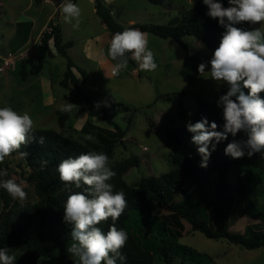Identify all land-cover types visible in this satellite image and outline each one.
<instances>
[{"label": "trees", "instance_id": "trees-1", "mask_svg": "<svg viewBox=\"0 0 264 264\" xmlns=\"http://www.w3.org/2000/svg\"><path fill=\"white\" fill-rule=\"evenodd\" d=\"M92 1L95 15L111 37L127 28H136L160 39L175 41L186 51L178 74L187 83L197 79L198 65L202 61L188 54L182 38L193 37L213 54L224 32L217 19L206 15L208 9L202 0H191V7L171 18L166 25L133 24L128 27L112 19L109 5L102 0ZM147 1L163 7H169L171 3V0ZM35 2L39 3L40 0ZM221 2L224 7L229 6L228 0ZM239 26L249 27L247 24ZM31 28V21L15 24L9 45L12 53L26 43ZM72 45V41L63 43L61 30L50 21L41 33L34 54L15 64L18 77L26 81L42 69L45 59H53L56 55L65 58V70L59 85L71 89L74 97L84 100L87 118L81 133L95 138L93 141L85 139L84 142H77L60 131L33 129L35 140L43 137V143L30 141L12 154L20 156L26 163L29 172L25 182L32 186L35 196V200L27 204L10 203L7 191L0 188L3 203L0 212V248H8L9 254L16 257L15 264H37L39 258L72 264L67 247L74 242L71 236L73 226L63 221V207L72 192L85 191V186L79 189L74 185L66 187L60 181L58 165L64 159L75 158L89 151L104 152L111 160L115 145L121 143L125 136V132L94 97L82 95L73 70L79 73L82 81L87 79V75L69 59L67 49ZM126 56L128 65L133 67L132 54L126 53ZM227 91L228 85L224 83L215 91L212 100L196 98L191 122L206 117L210 123L216 122L217 130L222 131L223 112L216 101ZM244 91L247 93L248 89ZM260 95L264 97V93ZM183 113V110L179 112L180 119ZM65 117L62 114L58 120L61 128ZM94 119L103 121L107 128L94 124ZM165 137L172 146L169 159L171 169L168 172L157 177H142L133 185H128L124 176L130 169L139 166V159L129 156L110 165L116 172L110 181L114 191H123L127 199V208L115 225L128 234L126 245L121 250L124 259L118 260L117 264H175L177 260L185 264L212 263L208 255L178 243L186 230L184 223L189 226L186 233L199 232L207 239H224L248 251L263 247L264 229L256 225H245L241 233H233L229 229L237 219L233 214L235 207L239 208L240 217L264 221V212L251 199L255 192L264 193V155L257 153L249 157L245 154L239 159L225 155L224 149L228 143L247 138L244 133L236 137L229 134L227 140L216 145L207 167H201L197 146L191 142L192 133L187 131L186 126L181 129L166 128ZM21 152L28 155L22 156ZM3 170L7 171V176L0 179H11L8 170L0 163V171ZM111 223L109 218L107 223L101 222L98 226L107 232Z\"/></svg>", "mask_w": 264, "mask_h": 264}, {"label": "rangeland", "instance_id": "rangeland-1", "mask_svg": "<svg viewBox=\"0 0 264 264\" xmlns=\"http://www.w3.org/2000/svg\"><path fill=\"white\" fill-rule=\"evenodd\" d=\"M71 2L81 9L78 28L73 27L75 20L66 23L60 7H53L46 0L42 3H36L35 0H0V107H11L21 114L29 113L34 121V129H53L77 142L85 141L81 133L87 118L84 100L74 97L71 89L59 85L65 70V58L56 55L53 59H45L42 69L26 81L17 75L15 64L34 54L41 28L52 20V24L61 30L63 43L73 42L72 47L67 49L69 59L87 75V79L82 81L76 71L82 95L94 97L125 132L123 141L115 145L110 165L129 156L139 159V166L130 169L124 176L128 185H133L142 177H157L168 172L171 169L169 159L172 146L166 141L165 129L185 127L192 120L196 98L210 101L215 91L224 84L210 78L209 61L212 54L193 37L182 38L188 54L195 55L207 65L204 76L199 74L196 80L187 83L178 74L186 51L172 39H160L148 34V47L154 52L158 68L155 71L141 70L140 62L133 59V67L127 65L119 75L114 76L111 71L117 61L108 56L112 37L94 15L88 0ZM109 5L112 19L124 27L133 24L166 25L171 18L187 11L191 7V0H171L169 7L153 5L147 0H113ZM25 21L32 22L29 40L12 53L9 45L14 36L15 24ZM101 54L111 65L107 74L98 62ZM4 61H12L13 65L9 68L3 66ZM67 101L78 107L71 112L62 111ZM181 110L184 113L180 119ZM62 114L66 117L61 128L58 120ZM93 122L107 128L99 119ZM2 164L11 179L17 183L25 182L29 170L20 156L10 155ZM23 187L28 193L27 199H13L6 193L10 203L23 205L35 200L32 186L25 182ZM251 199L264 212V193L255 192ZM2 206L0 199V212ZM233 214L237 219L230 227V232L241 233L245 225L264 229V221L240 217L238 207L234 208ZM184 226L185 233L178 243L208 255L212 263L206 261L205 264H264V246L248 251L224 239H207L199 232L186 233L189 226L186 223ZM69 259L73 264V258ZM37 264L66 262L39 258ZM175 264L185 263L177 260Z\"/></svg>", "mask_w": 264, "mask_h": 264}, {"label": "clouds", "instance_id": "clouds-1", "mask_svg": "<svg viewBox=\"0 0 264 264\" xmlns=\"http://www.w3.org/2000/svg\"><path fill=\"white\" fill-rule=\"evenodd\" d=\"M207 6L206 15L217 19L224 29L219 46L212 54L210 78L228 85L226 94L216 101L223 112V130L218 131L216 122L208 119L188 122L187 131L192 133L191 142L197 146L201 157V167H207L209 158L216 145L227 140L229 134L236 137L244 133L246 139L233 140L224 149L225 155L233 159L243 158L245 154L264 155V0H228L224 7L221 0H202ZM60 9L66 23L79 27L81 9L71 0H62ZM247 24L249 27L239 25ZM259 25V27H255ZM148 34L136 28H127L113 35L108 56L117 63L112 75H119L128 65L126 53L139 63L144 71H155L158 64L154 52L148 47ZM207 65L200 63L198 72L204 76ZM244 89H248L247 93ZM235 97V99H233ZM78 105L66 102L62 111L71 112ZM34 121L27 112L18 113L11 107H0V163L21 149L23 145L35 140ZM85 139L93 141L92 135ZM44 138L35 140L42 144ZM215 141V143H213ZM245 149L247 152H245ZM27 156V152H21ZM46 163V162H45ZM60 181L66 187L73 185L85 191H75L64 203L63 221L72 225L71 236L74 241L67 247L73 264H117L123 260L121 250L128 240L127 232L115 225L127 208V199L123 191H114L110 182L116 172L110 167L106 153L89 151L75 158H67L58 165ZM7 171H0V177ZM21 181L0 179L3 188L13 198L26 200L28 193ZM87 193V194H85ZM111 218V225L105 232L100 225ZM16 257L9 254L8 248H0V264H15Z\"/></svg>", "mask_w": 264, "mask_h": 264}, {"label": "crops", "instance_id": "crops-1", "mask_svg": "<svg viewBox=\"0 0 264 264\" xmlns=\"http://www.w3.org/2000/svg\"><path fill=\"white\" fill-rule=\"evenodd\" d=\"M48 3H50V1L49 0H46ZM76 1V0H75ZM89 2H90V4L92 5V10L94 11V6H93V1L92 0H88ZM103 2H104V4H106V5H109V4H111V2L113 1V0H102ZM42 2H44V0H40V2L39 3H42ZM51 4V3H50ZM52 5V4H51ZM60 6V5H59ZM110 6V5H109ZM54 7V6H53ZM111 12H112V8H111ZM54 14V12H52V15ZM94 15H95V11H94ZM96 16V15H95ZM97 17V16H96ZM97 19H98V17H97ZM99 20V19H98ZM50 21H52V20H50ZM129 23L131 24L132 23V21H129ZM47 24V23H46ZM46 24L41 28V30H40V34L37 36L38 37V41H37V43H36V48H37V45L39 44V39H40V36H41V33H42V31L45 29V27H46ZM15 32V31H14ZM28 40H29V36H28V39H27V41H26V43L28 42ZM25 43V44H26ZM36 48H35V50H36ZM98 62L100 63V67L102 68V70L107 74V73H109V69L111 68V65H110V63L107 61V59L101 54V56L99 55V59H98ZM112 72V71H111ZM73 73L75 74V77H76V81H77V84L79 85V87H80V84H79V80H78V78H77V76H76V70H73ZM136 74V73H135ZM261 248V247H260Z\"/></svg>", "mask_w": 264, "mask_h": 264}, {"label": "water", "instance_id": "water-1", "mask_svg": "<svg viewBox=\"0 0 264 264\" xmlns=\"http://www.w3.org/2000/svg\"><path fill=\"white\" fill-rule=\"evenodd\" d=\"M50 3L55 7L58 8L59 5L61 4L62 0H49Z\"/></svg>", "mask_w": 264, "mask_h": 264}, {"label": "built area", "instance_id": "built-area-1", "mask_svg": "<svg viewBox=\"0 0 264 264\" xmlns=\"http://www.w3.org/2000/svg\"><path fill=\"white\" fill-rule=\"evenodd\" d=\"M12 65V61L8 62V61H4L3 62V66H6V67H10Z\"/></svg>", "mask_w": 264, "mask_h": 264}]
</instances>
